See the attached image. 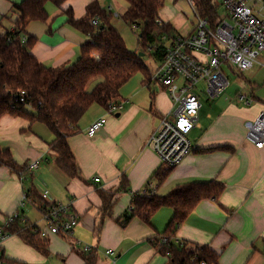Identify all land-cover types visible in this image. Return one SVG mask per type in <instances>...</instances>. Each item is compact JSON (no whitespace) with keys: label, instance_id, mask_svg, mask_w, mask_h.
Here are the masks:
<instances>
[{"label":"crops","instance_id":"1","mask_svg":"<svg viewBox=\"0 0 264 264\" xmlns=\"http://www.w3.org/2000/svg\"><path fill=\"white\" fill-rule=\"evenodd\" d=\"M22 1L0 0V34L15 28L18 15L13 4ZM92 1L65 0L61 8L70 6L74 16L81 18ZM97 1L105 7L107 0ZM49 4L52 3L47 4L50 21H31L26 30L37 37L32 53L38 60L61 66L79 56L81 45L89 37L68 24V16L61 9ZM160 18L171 23L161 13ZM172 25L181 34H187L193 29L194 21L184 32ZM131 81L121 88L116 101L121 107L115 113H107L100 105L92 109L97 104L92 105L81 118L78 132L68 138L82 178L70 177L57 165L56 153L49 146L54 134L44 123H30L9 114L0 118V146L8 148L20 165L39 161L37 169L30 172L25 167L20 175L0 166V222L18 208L26 193L35 197L22 213L41 227L44 225L39 208L42 203L72 200L80 215L73 236L50 234L40 239L45 242L47 253L25 242L16 231L4 242L0 264H50L51 261L87 264L85 253L93 264H166L168 257L159 254L152 242L166 229L173 210L160 209L152 217L151 225L136 217L123 227L118 220L130 207L132 193L149 186L155 193L165 195L179 184L211 180L224 184L222 194L217 199L202 200L173 236L209 245L219 254L218 264H264V147L257 148L246 140L243 125L264 110V93L256 90L253 82H246L244 88L253 99L252 105L240 110L230 105L214 121L210 112L206 111L203 117L201 102L196 126L190 133L194 139L193 152L158 185L153 174L162 163L147 141L172 104L161 84L144 78ZM101 117L107 119L104 127L95 135H88V127ZM219 146H229L233 151L197 152ZM96 177L100 181H95ZM123 177L127 179L128 190L116 194L106 215L101 191H114ZM40 197L41 201L35 200ZM83 245H91L92 249L84 252ZM108 249L113 251L112 255L106 254Z\"/></svg>","mask_w":264,"mask_h":264},{"label":"trees","instance_id":"2","mask_svg":"<svg viewBox=\"0 0 264 264\" xmlns=\"http://www.w3.org/2000/svg\"><path fill=\"white\" fill-rule=\"evenodd\" d=\"M65 0H23L14 3L17 13L15 28L0 34V118L6 114L25 118L30 123H44L54 134L49 143L56 153L57 165L70 177L82 178L76 158L68 144V138L77 133L79 122L89 108L100 105L108 109L120 97V90L136 73L150 79V68L145 62L147 55L131 51L119 30L111 23L114 15L109 8L102 7L97 0L87 5L84 17L76 18L69 6L61 8ZM127 8L121 18L131 27L139 29L142 47L149 49L157 63L164 57V33L170 37L178 31L170 22L160 18V9L165 0H125ZM196 11L208 19L214 28L223 19L219 3L215 0H194ZM52 3L68 16L67 23L88 35L89 40L81 45L79 56L61 66H51L38 60L32 53L37 37L26 30L31 21H50L47 4ZM99 16L100 24L95 26L92 19ZM160 22L163 25H160ZM144 52V51H141ZM216 150H232L219 146L198 150L204 153ZM0 166H6L20 175L24 165L14 159L8 148L0 146ZM174 166L164 163L154 172L153 178L161 185ZM224 184L216 180L208 182H187L173 187L167 194L160 195L154 189L132 193L130 207L118 220L126 226L134 218H140L151 225L152 217L162 208L169 207L173 215L163 233L154 237L152 244L156 251L168 257L166 264H218L219 254L209 245L188 240L175 239L173 233L186 222L196 206L204 199L218 198L224 191ZM127 179L123 177L114 191H101L104 200V214L109 215L116 194L127 191ZM30 198V196L28 194ZM36 201H41L36 198ZM45 203L40 204L43 208ZM24 227V226H23ZM21 230L22 239L36 249L47 253L45 242L31 227L24 231L18 223L10 228ZM167 236L163 242L162 237ZM87 264L93 260L86 253Z\"/></svg>","mask_w":264,"mask_h":264},{"label":"built area","instance_id":"3","mask_svg":"<svg viewBox=\"0 0 264 264\" xmlns=\"http://www.w3.org/2000/svg\"><path fill=\"white\" fill-rule=\"evenodd\" d=\"M195 8L194 0H189ZM224 8V17L213 28L208 19L197 11L193 29L187 34L177 32L173 36L164 33L165 42L163 60L150 72V79L161 84L167 90L172 109L160 118L159 124L148 138V145L156 152L160 161L168 166L180 164L193 152L190 133L196 126L201 108V100L196 88L205 91L212 98L228 86L225 68L247 71L264 62L259 60L264 54V0H219ZM112 9L111 7L109 8ZM114 15L118 16V13ZM92 24H100L99 16L92 19ZM160 25H163L160 22ZM204 85V86H203ZM238 99L244 105H252L253 99L240 92ZM121 104L111 103L107 113L113 114ZM106 117L94 121L87 129V134L95 135L106 124ZM246 140L257 148L264 147V110L253 120L246 123ZM39 161L27 164V170L34 171ZM95 181H100L99 177ZM31 201L24 194L18 208L7 214L0 222V257L4 242L15 234L10 230L20 224L24 231L31 227L41 239L50 234L71 237L80 223V215L74 209L73 201H53L41 208L44 225L32 223L22 213L24 206ZM40 208V206H39ZM24 226V227H23ZM21 230L17 231V234ZM168 237H162L167 241ZM91 245H83L88 252ZM112 255L111 249L106 250Z\"/></svg>","mask_w":264,"mask_h":264},{"label":"rangeland","instance_id":"4","mask_svg":"<svg viewBox=\"0 0 264 264\" xmlns=\"http://www.w3.org/2000/svg\"><path fill=\"white\" fill-rule=\"evenodd\" d=\"M215 1L219 3V12L224 15V8L220 4V1ZM49 5L53 6V4ZM109 6L112 7L111 10L113 14L118 13V16H112L111 23L119 30L126 42V45L131 51H136L138 53L144 51V54L142 56L147 55L145 58V62L149 66L151 72L153 70L152 68H154L158 63L154 59V56L150 55L149 49H145L142 47L138 36L139 29L137 27H131L121 18L124 9L127 7V2L125 0L105 1V8H109ZM160 13L164 20L171 21V23L175 24L181 32H184L187 26L190 25L191 22L195 21L196 8H193L189 0H165L163 7L160 9ZM259 60L264 62V54L260 55ZM225 73L228 78V86L214 98L209 96L205 91H200L202 83H200L196 87L198 89V94L203 105V117L207 111L211 113L212 120H215L218 116L226 112L227 108L230 105L236 106L239 110L241 108H247V106H245L238 99V94L240 92L247 94V90L244 88V84L246 82H253L254 84H256V90L260 89L262 93H264V67L260 64L256 63L253 68L244 72H241L238 69L233 70L225 68ZM143 78L144 75L141 72H138L130 79V81L127 82L126 85L132 83L131 80H138ZM97 108H99L98 105H94L92 107V109ZM92 109L90 110V112L92 111ZM246 122L247 121H244L243 124L245 125V127ZM190 138L191 141L194 140L192 136ZM39 224L43 225L42 221H40ZM61 261L59 260V262ZM57 263V261L50 262V264Z\"/></svg>","mask_w":264,"mask_h":264},{"label":"water","instance_id":"5","mask_svg":"<svg viewBox=\"0 0 264 264\" xmlns=\"http://www.w3.org/2000/svg\"><path fill=\"white\" fill-rule=\"evenodd\" d=\"M143 54H144L143 52L140 53V55H143Z\"/></svg>","mask_w":264,"mask_h":264}]
</instances>
